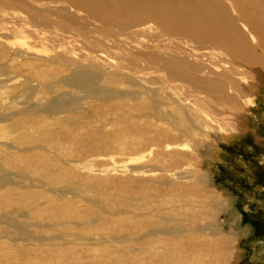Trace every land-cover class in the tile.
I'll use <instances>...</instances> for the list:
<instances>
[{
    "label": "rangeland",
    "instance_id": "rangeland-1",
    "mask_svg": "<svg viewBox=\"0 0 264 264\" xmlns=\"http://www.w3.org/2000/svg\"><path fill=\"white\" fill-rule=\"evenodd\" d=\"M5 1L0 264H204L221 244L228 264H264V0H45L43 18ZM213 4L258 81L216 76ZM218 80L239 133L184 96L222 113L202 89Z\"/></svg>",
    "mask_w": 264,
    "mask_h": 264
},
{
    "label": "bare ground",
    "instance_id": "bare-ground-1",
    "mask_svg": "<svg viewBox=\"0 0 264 264\" xmlns=\"http://www.w3.org/2000/svg\"><path fill=\"white\" fill-rule=\"evenodd\" d=\"M2 1H5V0H0V2H2ZM44 1L45 0H33L34 3H33L32 7H31L32 3L28 4L27 5L28 7H26L25 4L23 5L21 2L16 4V3L12 2V0L5 1L4 3H8V4L13 5L14 7H18L16 9H10V10L16 11L18 13V16H23L24 18H26V17H28L27 14H29V15H35L39 18H43L40 13H37L38 11H37L36 7L35 8H33V7L35 5H40L41 7H43V5H48V3L44 2ZM15 4L17 6H15ZM193 4H194V6L199 5L196 2V0H193ZM6 5L7 4H1V6H6ZM214 5L216 6L215 10H208V11L206 10L207 15H208V19L210 21L209 24H217L218 25V26L216 25L214 27V30L216 32H219L221 37H222L218 46L221 48L222 51L224 48L226 50V53L228 54V60L222 66L217 67L220 70L216 73V76L229 78L230 80L225 79L226 80L225 83L237 81V76L240 79L250 78V79H253L255 81H258V79H260L259 73H255V72H252L249 70H248V72L242 71V69H240V66L249 65L251 63H254V62L258 61L259 58L256 57L257 55L255 54L253 49L246 43V41L241 40L240 35L232 34L228 31H226L222 26H219L223 23V19H225V13H224L223 9L220 8L218 5L213 4L211 6H214ZM45 8L46 7L40 9V12L45 10ZM162 9H163L162 11L165 12L167 14V16L169 17V23L175 29L187 30L188 21H187L186 16L182 15L181 13L172 14L168 10H166L164 8H162ZM216 11L218 12V14H216ZM44 19H46L48 21L50 20L47 17ZM53 25H57V24H53ZM196 30H198V29L196 28ZM32 35H33V37H39L37 34H32ZM79 35H81L80 32H79ZM21 37L23 39L26 38L25 35H23ZM193 37H197V36H193ZM207 37L210 38L211 35L207 34ZM103 55H106V54L99 53L97 56H99L103 59H106L107 62H110L113 60V58L106 57ZM204 55H207V54L204 53ZM204 59H206L207 61H209L210 63L215 64V65L220 64L219 63L220 60H217L214 62L213 60L210 59L209 56H204ZM188 78L191 79L192 77H188ZM210 82H213V80H211ZM215 82L219 83L218 86H221L222 88L217 89V87H218L217 86L215 90H209V89H206V86L204 83H201V84H204V85H202V89L205 90V92H206V95L209 99V100L208 99L207 100L211 104H212V102L216 103L214 105L216 108H220L219 106H224V108H226L225 111H223L222 113L213 112L211 110V108L209 107V105L202 102L201 100L195 99L194 96L187 93L183 89L184 96L186 97V99L195 100V103L201 109H203L204 111H206L207 113L212 115L211 116L212 119H214V120L218 119L219 123L224 126L225 130L231 129L234 133H239L243 129H246V128L244 126H242V124H238L234 120V117H233L234 113L237 112L234 109L237 108L238 103L235 102L234 96L232 94H229V93L227 95L224 94L223 90L227 91V85L226 84L220 82L219 80L215 81ZM241 86H242V83L240 81V83L237 86V92H239V93H243L242 89H240ZM240 98H242V94H241V96H239V99ZM229 108H231L232 111H229L228 110ZM225 136H227V133H225ZM214 244H213V247H215L216 249H219L221 247L217 243L215 244V246H214ZM221 245H222L221 249L223 251V254L220 255L219 258H218V256H216V253H217V255H218V253L220 254V252H217L218 250L216 252H214L215 255L214 254L213 255L207 254L208 255L207 257H209V258H206V261L204 264H228V260L225 257L226 250H225L223 244H221ZM199 263L202 264L201 262H199Z\"/></svg>",
    "mask_w": 264,
    "mask_h": 264
}]
</instances>
